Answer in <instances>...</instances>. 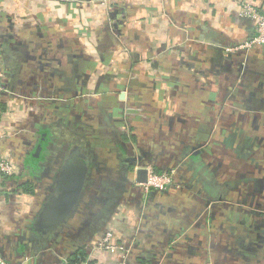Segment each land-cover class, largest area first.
<instances>
[{
  "label": "crops",
  "instance_id": "0c3cea01",
  "mask_svg": "<svg viewBox=\"0 0 264 264\" xmlns=\"http://www.w3.org/2000/svg\"><path fill=\"white\" fill-rule=\"evenodd\" d=\"M245 2L264 10L0 0V157L14 166L0 184L3 262L264 264V45L237 50L256 34ZM76 150L85 193L40 235L33 225ZM148 168L172 185L144 191Z\"/></svg>",
  "mask_w": 264,
  "mask_h": 264
},
{
  "label": "water",
  "instance_id": "95a60500",
  "mask_svg": "<svg viewBox=\"0 0 264 264\" xmlns=\"http://www.w3.org/2000/svg\"><path fill=\"white\" fill-rule=\"evenodd\" d=\"M88 171L89 163L83 153L76 150L69 155L59 174L55 194L46 200L33 225L38 234L49 235L68 222L85 193ZM137 174L138 183H146L148 171L140 169Z\"/></svg>",
  "mask_w": 264,
  "mask_h": 264
},
{
  "label": "built area",
  "instance_id": "2783aa9c",
  "mask_svg": "<svg viewBox=\"0 0 264 264\" xmlns=\"http://www.w3.org/2000/svg\"><path fill=\"white\" fill-rule=\"evenodd\" d=\"M106 1V0H104ZM243 12L246 16L251 18L256 23V34L254 37L245 45L238 47L237 50H243L247 48H252L255 45H264V10L257 9L245 2L243 4ZM9 90L4 83V73L0 70V113H1V103L5 97L8 96ZM147 181L144 184H140L142 189L146 192L150 191H166L173 183L174 176L171 173L158 172L153 168L147 169ZM14 174V166L11 161L3 159L0 157V184L5 177ZM111 249L110 246H105ZM84 262L83 264H86ZM0 264H8L0 259Z\"/></svg>",
  "mask_w": 264,
  "mask_h": 264
},
{
  "label": "trees",
  "instance_id": "16d2710c",
  "mask_svg": "<svg viewBox=\"0 0 264 264\" xmlns=\"http://www.w3.org/2000/svg\"><path fill=\"white\" fill-rule=\"evenodd\" d=\"M106 221H102L101 224H105ZM85 260L83 258H78V257H74L72 260H70L69 264H81L83 263Z\"/></svg>",
  "mask_w": 264,
  "mask_h": 264
}]
</instances>
